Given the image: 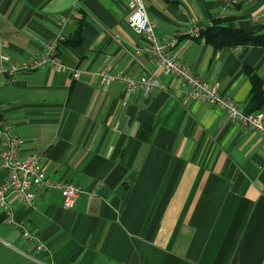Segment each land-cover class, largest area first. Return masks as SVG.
Returning <instances> with one entry per match:
<instances>
[{
  "label": "crops",
  "instance_id": "obj_1",
  "mask_svg": "<svg viewBox=\"0 0 264 264\" xmlns=\"http://www.w3.org/2000/svg\"><path fill=\"white\" fill-rule=\"evenodd\" d=\"M128 1L0 0L7 55L31 61L61 35L58 57L71 71L1 82L0 114L21 141L18 158L38 159L50 180L80 189L71 209L56 190L33 188L32 208L11 196L14 220L26 221L45 249L36 252L18 228L4 225L0 209V264H264V140L187 99L186 84L164 75L128 26ZM144 5L158 39H176L177 60L240 109L252 90L246 70L264 91V48L214 49L184 36L227 19L230 30L256 32L252 17L264 1ZM102 71L136 81L152 76L159 86L124 98L118 82L101 86ZM142 112L156 119L148 143L136 138Z\"/></svg>",
  "mask_w": 264,
  "mask_h": 264
},
{
  "label": "built area",
  "instance_id": "obj_2",
  "mask_svg": "<svg viewBox=\"0 0 264 264\" xmlns=\"http://www.w3.org/2000/svg\"><path fill=\"white\" fill-rule=\"evenodd\" d=\"M128 26L145 41L144 51L151 53L154 63L164 75L176 77L182 80L189 91L186 94L191 102L206 103L223 112L230 120L238 123L243 129L254 131L264 140V112L258 111L247 114L230 98L222 95L215 86L201 80L191 70L183 66L172 54L171 50L176 45V39L162 43L155 34V27L149 20L144 0H129L127 3ZM252 20L259 25H264V11L255 14ZM202 27L192 26L188 28L184 36L200 40ZM61 35L43 44L42 54L31 61L18 62L12 60L5 52L6 44L0 34V86L15 84L16 76L20 73H32L42 69H50L60 73L71 71L62 64L58 57V49ZM74 72L72 77L78 78ZM101 86L108 88L113 82L122 86L124 98L135 93L142 92L148 96L151 91L159 86L152 76H142L139 81L126 75H111L106 71L98 74ZM21 141L15 136L10 126L0 114V171L5 175V181L0 186V209L4 211V225H13L21 232L22 239L35 244L38 253L44 251L43 244L37 237L30 233L29 224L26 221H15L13 212L8 204V199L14 196L26 208L34 206L35 195L33 188L45 191H60L63 196V207L71 209L80 195V189L70 183H60L50 180L38 159L18 158ZM24 255V254H23ZM27 256V255H24Z\"/></svg>",
  "mask_w": 264,
  "mask_h": 264
},
{
  "label": "trees",
  "instance_id": "obj_3",
  "mask_svg": "<svg viewBox=\"0 0 264 264\" xmlns=\"http://www.w3.org/2000/svg\"><path fill=\"white\" fill-rule=\"evenodd\" d=\"M230 19L225 21H214L213 26L203 29L200 39L212 46L214 49L235 48V47H258L264 48V25H260L256 32H245L243 30H230L225 24ZM80 40V34L77 32L73 45ZM252 85L248 106L244 110L247 114H253L261 111L264 106V91L262 88L261 78L253 71L246 70ZM140 127L136 135L137 140L143 143H148L156 128V119L154 116L142 112L138 115Z\"/></svg>",
  "mask_w": 264,
  "mask_h": 264
},
{
  "label": "rangeland",
  "instance_id": "obj_4",
  "mask_svg": "<svg viewBox=\"0 0 264 264\" xmlns=\"http://www.w3.org/2000/svg\"><path fill=\"white\" fill-rule=\"evenodd\" d=\"M261 1H264V0H261Z\"/></svg>",
  "mask_w": 264,
  "mask_h": 264
}]
</instances>
